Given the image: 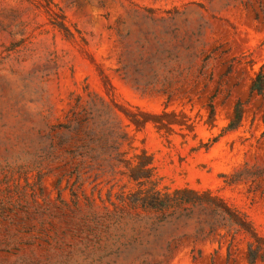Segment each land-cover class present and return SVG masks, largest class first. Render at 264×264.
<instances>
[{"label":"rangeland","instance_id":"374dc122","mask_svg":"<svg viewBox=\"0 0 264 264\" xmlns=\"http://www.w3.org/2000/svg\"><path fill=\"white\" fill-rule=\"evenodd\" d=\"M0 264H264V0H0Z\"/></svg>","mask_w":264,"mask_h":264},{"label":"trees","instance_id":"16d2710c","mask_svg":"<svg viewBox=\"0 0 264 264\" xmlns=\"http://www.w3.org/2000/svg\"><path fill=\"white\" fill-rule=\"evenodd\" d=\"M258 81L259 80H257V82H255V84L253 85V89H256L260 93L262 90V85H260ZM240 119H241V109L239 105H236L235 117L232 120V123L234 124L233 126H237L240 122ZM162 206L166 207V205H162Z\"/></svg>","mask_w":264,"mask_h":264}]
</instances>
